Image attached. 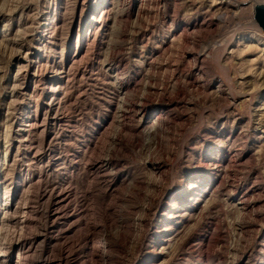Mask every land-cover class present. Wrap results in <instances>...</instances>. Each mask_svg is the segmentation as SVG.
<instances>
[{"label": "rangeland", "instance_id": "1", "mask_svg": "<svg viewBox=\"0 0 264 264\" xmlns=\"http://www.w3.org/2000/svg\"><path fill=\"white\" fill-rule=\"evenodd\" d=\"M259 3L0 0V264H264Z\"/></svg>", "mask_w": 264, "mask_h": 264}, {"label": "water", "instance_id": "2", "mask_svg": "<svg viewBox=\"0 0 264 264\" xmlns=\"http://www.w3.org/2000/svg\"><path fill=\"white\" fill-rule=\"evenodd\" d=\"M253 10L255 21L262 31H264V4H256Z\"/></svg>", "mask_w": 264, "mask_h": 264}, {"label": "built area", "instance_id": "3", "mask_svg": "<svg viewBox=\"0 0 264 264\" xmlns=\"http://www.w3.org/2000/svg\"><path fill=\"white\" fill-rule=\"evenodd\" d=\"M227 1L231 2L232 4H236V5H242L248 2V0H227Z\"/></svg>", "mask_w": 264, "mask_h": 264}, {"label": "bare ground", "instance_id": "4", "mask_svg": "<svg viewBox=\"0 0 264 264\" xmlns=\"http://www.w3.org/2000/svg\"><path fill=\"white\" fill-rule=\"evenodd\" d=\"M260 4V3H259ZM256 5V4H255ZM254 5V6H255ZM95 252H102V250L101 249H97V250H94Z\"/></svg>", "mask_w": 264, "mask_h": 264}]
</instances>
